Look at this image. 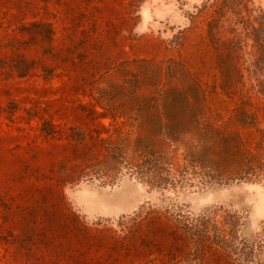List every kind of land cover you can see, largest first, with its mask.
Here are the masks:
<instances>
[{"label": "rangeland", "instance_id": "obj_1", "mask_svg": "<svg viewBox=\"0 0 264 264\" xmlns=\"http://www.w3.org/2000/svg\"><path fill=\"white\" fill-rule=\"evenodd\" d=\"M221 1L0 0V56L17 53L10 45L21 40V53L45 69L26 78L0 69V264H235L210 245L206 225L188 233L165 213L234 206L246 235L264 226V99L240 59L209 37ZM248 2L264 8V0ZM42 24L54 43L37 36ZM170 59L202 87L206 120L221 134L217 169L227 180L250 172L251 182L157 200L141 180L96 174L107 141H129L127 157L137 162L134 141L154 138L155 115L165 121ZM134 76L139 88L128 99ZM166 149L175 169L185 164L181 148Z\"/></svg>", "mask_w": 264, "mask_h": 264}, {"label": "trees", "instance_id": "obj_2", "mask_svg": "<svg viewBox=\"0 0 264 264\" xmlns=\"http://www.w3.org/2000/svg\"><path fill=\"white\" fill-rule=\"evenodd\" d=\"M218 11V17L208 25L210 39L213 42L221 40L227 52L240 59L243 75L250 89L264 99V8L252 6L248 0H222ZM32 27L36 29V26ZM32 27L25 28L24 34L30 37L25 41L33 39ZM41 28L43 30H39L37 34L41 41L54 43L52 28L46 24H42ZM20 41L19 45H10L17 53L11 57L0 56V69L19 78H26L39 68L45 72L43 67L21 53V50L26 49ZM166 78L167 85L161 96L165 121L158 115L154 116V138H138L134 141L137 162L127 157L131 145L129 141H107V155L97 163L98 177H114L119 181L126 178L141 180L146 185L141 191L146 195L152 194L155 198L163 197L169 191H174L180 197L187 187L195 191L200 186L251 182L254 176L250 172H243L241 176L237 174L227 180L217 169L213 146L221 134L206 120L208 108L199 82L176 59L168 61ZM125 84L128 88V99H132L139 88L136 76L127 79ZM115 89L112 84L108 93L116 92ZM105 95L109 97L105 98L108 101L106 103L114 102L112 95ZM110 105L105 106L106 113L103 117H108ZM189 136L192 137L191 144L186 143ZM261 139L264 152V128ZM167 144L183 151L185 164L179 169H175L172 164L171 154L166 149ZM198 168L200 172H197ZM223 207L209 205L199 211H190L183 207L180 211L177 207L171 211L166 209L165 213L173 221L182 223L188 233L201 224L206 225L210 245L223 250L235 264H264V226L260 232L246 235L242 215L234 206ZM218 213H223L222 221L215 220Z\"/></svg>", "mask_w": 264, "mask_h": 264}, {"label": "crops", "instance_id": "obj_3", "mask_svg": "<svg viewBox=\"0 0 264 264\" xmlns=\"http://www.w3.org/2000/svg\"><path fill=\"white\" fill-rule=\"evenodd\" d=\"M98 202H99L100 204L103 203V204H101V205H104V206H107V207H108V206H112V207H113V204H107L106 201H104L103 199H99V198H98Z\"/></svg>", "mask_w": 264, "mask_h": 264}]
</instances>
